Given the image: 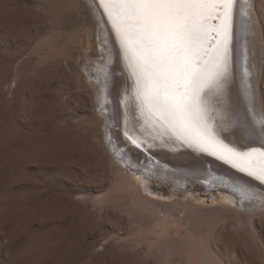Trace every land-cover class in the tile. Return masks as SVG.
Instances as JSON below:
<instances>
[{
    "label": "rangeland",
    "instance_id": "rangeland-1",
    "mask_svg": "<svg viewBox=\"0 0 264 264\" xmlns=\"http://www.w3.org/2000/svg\"><path fill=\"white\" fill-rule=\"evenodd\" d=\"M253 5L262 33L250 58L261 56L251 94L264 110V0ZM101 26L83 0H0V264H192L188 251L158 246L157 238L167 236L163 219L145 213L134 192L168 204L199 196L204 202L194 205L230 207V199L211 201L217 188L191 195L154 180L159 165L178 171L171 156L143 151L144 159L132 146L125 151V132L147 136L153 130L136 108L119 49L106 48ZM104 58L100 67L107 71L103 65L112 61L108 72L120 83L115 95L125 108L122 122L100 109L91 79L95 62ZM230 88L242 103L237 74ZM107 131L141 168H155L147 172L153 179L115 162ZM118 166L134 189L121 182ZM173 224L170 236L188 240L186 224ZM245 228L219 225L212 249L224 264H264V216H256L255 229Z\"/></svg>",
    "mask_w": 264,
    "mask_h": 264
},
{
    "label": "snow or ice",
    "instance_id": "snow-or-ice-1",
    "mask_svg": "<svg viewBox=\"0 0 264 264\" xmlns=\"http://www.w3.org/2000/svg\"><path fill=\"white\" fill-rule=\"evenodd\" d=\"M238 0H98L134 85V101L145 125L156 137L206 153L253 177L264 186V110H257L246 57L240 67L244 101L233 98L237 48L234 10ZM247 0H245V5ZM245 5H241V14ZM108 73L104 74L107 98ZM99 80V74H96ZM238 130L249 144L245 151L221 136ZM125 137L147 152L152 144ZM112 141L109 135V142ZM244 145H241L243 148ZM123 158L124 151L117 153ZM149 163H153L149 157ZM158 163V162H157ZM220 181L240 201L252 194L231 178L207 170L203 182Z\"/></svg>",
    "mask_w": 264,
    "mask_h": 264
},
{
    "label": "bare ground",
    "instance_id": "bare-ground-1",
    "mask_svg": "<svg viewBox=\"0 0 264 264\" xmlns=\"http://www.w3.org/2000/svg\"><path fill=\"white\" fill-rule=\"evenodd\" d=\"M83 1L86 5L90 7L92 11H94L95 16L98 18L99 23L102 25L101 27H99V31L103 35L105 33H108V36H106V38L105 37L103 38L107 43L106 48H108L109 43H111L110 46L112 45L113 51L117 50L118 44L115 42L114 34L111 32L110 24L107 22V17L103 16L102 15L103 10L97 7L98 0H83ZM253 2L254 0H247V3L245 5V0H238L236 9L234 10V36H235L236 48H237L236 74L239 81V87H242L240 80L241 73L239 69L241 66L244 65V61L246 57V64L250 73L248 77V83L251 85V90L254 92L255 83H256L255 82L256 72H258L257 63H259L261 56H257L256 58L257 61L253 60V62L252 61L250 62V58L257 49L258 41H259L258 40L259 37H257V35L258 34L261 35L262 32H260V28L262 29V27L258 23L259 19H254L253 13H255L256 8L253 5ZM241 5H245L243 11H246L248 13L246 16L241 14ZM103 48H105V46H103ZM261 52L263 53V51ZM261 52L260 55L262 54ZM108 59L110 60V57H108ZM105 61L106 59L104 58L102 61L98 63V65L97 62H95L96 65L92 63L95 65L94 66L95 72H93V74L94 73L99 74V80H97L96 76L93 77L94 75L91 76L92 77L91 79L94 78L95 79L94 81L97 83L98 86L97 97H98V101L101 104L100 109H102V105L104 102V93H105L104 74L106 72L109 74L107 80V98L109 103L107 104L106 109L102 111L106 116H108L109 120L119 121L120 119V121L122 122L124 121L123 112L125 111V108H123L122 104L119 102V99L117 98V95H115V93L117 92L116 90H118L115 86L117 87L120 86V83L117 81L116 77L113 76L114 74L112 75L111 73L108 72V71L111 72L113 70V67L109 65L111 64L112 61H110V63L108 62L109 64L103 65L105 69L107 68V71L102 70L103 68L100 66L101 64H104ZM90 71H93V69ZM125 72L126 71H124V73ZM257 83L259 84L258 81ZM123 85L125 86V84H122V86ZM256 95L257 94H254L253 96L252 94L253 97H257ZM261 98L263 97L261 96ZM240 99H242V97ZM256 100L257 99L254 98L255 107H256ZM107 133L109 137L110 132L107 131ZM133 135L134 136L132 137L134 139L144 142L145 148L149 144L153 145V147L148 150V152L151 153L152 155L158 157L169 155V157L171 156V158L174 159V163H172V165L175 166L178 169V171L177 172L162 171L161 169L162 167L159 165L156 169L158 171H155V176L157 178H155L154 180H157L159 182H166V183L168 182L175 190L191 195H192L191 192H195L198 190L211 192L209 191L210 188H217L216 191H219L220 194L218 193L219 195L217 197L215 196V198H211V201H215V200L222 201L225 198L230 199V207L227 206L225 207L222 205L212 206L213 204L209 206L204 204L194 205L192 201L195 200L204 202V200L199 196H194V197L191 196L185 199H180L175 197V199H173L171 203L168 204L157 201L148 196L147 197L143 196L140 193H137V190L135 192L133 190L135 194L134 197L138 199L141 209L145 213L154 216L158 215L160 216V218L163 219L164 226L162 227L163 229L162 231H164V235L167 236H163V237L160 236L161 238L159 239L157 238L158 246L159 247L161 246L166 250H172L173 252L175 251L180 254L188 251V257H189L188 259H190L189 261L192 264H224V262L220 259V257L217 256V254H215V252L212 249V241L214 240L219 230V225L222 224V227H225L229 222L232 226L246 227L252 230L255 229L256 216L257 215H260V217L261 215L262 217L264 216V186H262L261 183L259 181H256L253 177H249L245 173H241L238 170L231 168L230 165H227L223 161H220L217 158L212 157L206 153L193 152L191 149H187L186 147H183L180 143L174 140H169L167 138L163 139L162 141L160 138L156 137V133L153 131L147 134V136L136 133ZM121 137L125 140V142L128 145H130L127 147L125 146L126 147L125 151L128 149V147L132 146V149H135L139 151L141 154H143L144 159L148 157L147 154H145L140 149L134 147L129 140L125 139L126 138L125 136L122 135ZM221 139H224L225 143H228L229 145H232L238 149H247L251 145L259 147L257 142H253L249 144L248 141L242 137V135L239 133L238 130H230L229 132L222 135ZM112 142L114 144H112L111 148L114 153L115 162L116 159L121 160L126 165L127 168H132L133 171L138 170L137 173L138 172L139 174L143 173V175L148 179H153L151 173H147L144 170L140 169V166L143 165L142 164L140 165L138 163L137 160L139 158L135 157L134 159L129 153H127V156L125 154L126 157L121 158V156L117 154L119 151H121V149H118L120 145L117 142H114L113 140ZM241 145H244V147L241 148ZM154 169H151L150 171ZM209 169L215 173L223 174L225 177L234 180L238 186L244 187L246 191L252 194V199L240 201V198L231 191V188L226 187L220 181H214L211 184H205L203 180L205 178L206 171ZM118 170H119V175L122 179L121 182H124V184L127 185L126 188H128L129 186H133L131 178L124 173L123 171L124 169L118 166ZM140 177L142 176L140 175ZM145 177L143 179H145ZM135 186H133V189ZM158 221L159 220H157L156 222ZM160 222L159 224H161ZM175 222H181L186 224V227L184 229H186L187 233L189 234L188 240L181 239V237L175 238L170 236L172 225H174L173 223ZM182 238L184 237L182 236Z\"/></svg>",
    "mask_w": 264,
    "mask_h": 264
},
{
    "label": "water",
    "instance_id": "water-1",
    "mask_svg": "<svg viewBox=\"0 0 264 264\" xmlns=\"http://www.w3.org/2000/svg\"><path fill=\"white\" fill-rule=\"evenodd\" d=\"M252 146V145H251ZM118 149H121V148H119L118 147ZM121 150H123V149H121ZM124 155H125V153H124ZM124 155H123V157H124ZM142 166H140V169H142V170H144L145 172H152V171H150V170H147V169H144V168H141ZM138 171V170H137Z\"/></svg>",
    "mask_w": 264,
    "mask_h": 264
}]
</instances>
